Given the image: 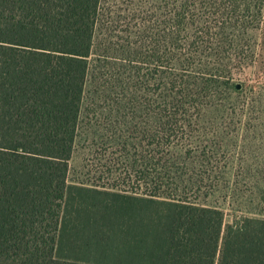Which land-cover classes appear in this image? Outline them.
I'll list each match as a JSON object with an SVG mask.
<instances>
[{"label": "trees", "instance_id": "1", "mask_svg": "<svg viewBox=\"0 0 264 264\" xmlns=\"http://www.w3.org/2000/svg\"><path fill=\"white\" fill-rule=\"evenodd\" d=\"M101 1L0 0V264H264V205L222 232L207 203L226 136L206 130L264 127V0H174L150 172L124 189L67 181Z\"/></svg>", "mask_w": 264, "mask_h": 264}, {"label": "rangeland", "instance_id": "2", "mask_svg": "<svg viewBox=\"0 0 264 264\" xmlns=\"http://www.w3.org/2000/svg\"><path fill=\"white\" fill-rule=\"evenodd\" d=\"M179 3L180 0L176 4ZM173 4L174 0L101 1L90 72L68 165L69 184L124 189L134 184V172H150L146 163L150 162L153 147L148 144L156 135L143 133V129L157 132L160 127L159 111L154 108L158 91L151 73L157 61L166 66ZM128 61L138 72L137 78L130 81H126ZM119 67L127 71L119 70L118 76L115 73ZM135 81L137 87L133 88ZM133 97L136 103H132V111L127 102ZM201 128L204 131L203 125ZM262 128L228 126L218 120L206 126L207 131L226 136L224 153L217 155L225 156L226 165L215 170L220 172V179L207 199L208 204L222 207V232L245 209L264 205V180L257 176L258 171H264ZM141 156H146L144 162ZM183 158L181 154L178 161ZM188 164L189 170L195 172L202 165L201 161H196L193 168ZM180 169L185 172V165Z\"/></svg>", "mask_w": 264, "mask_h": 264}, {"label": "water", "instance_id": "3", "mask_svg": "<svg viewBox=\"0 0 264 264\" xmlns=\"http://www.w3.org/2000/svg\"><path fill=\"white\" fill-rule=\"evenodd\" d=\"M237 88H239V86H237Z\"/></svg>", "mask_w": 264, "mask_h": 264}]
</instances>
